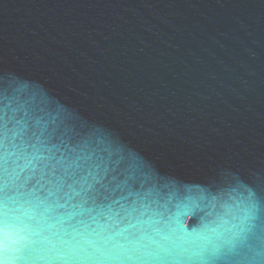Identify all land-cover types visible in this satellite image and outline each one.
<instances>
[{
	"label": "water",
	"instance_id": "obj_1",
	"mask_svg": "<svg viewBox=\"0 0 264 264\" xmlns=\"http://www.w3.org/2000/svg\"><path fill=\"white\" fill-rule=\"evenodd\" d=\"M0 264H264V0H0Z\"/></svg>",
	"mask_w": 264,
	"mask_h": 264
}]
</instances>
